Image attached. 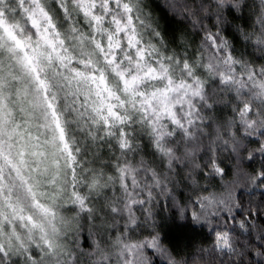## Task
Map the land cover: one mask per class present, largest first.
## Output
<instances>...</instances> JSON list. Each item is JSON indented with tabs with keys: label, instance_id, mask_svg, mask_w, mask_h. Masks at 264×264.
I'll list each match as a JSON object with an SVG mask.
<instances>
[{
	"label": "clouds",
	"instance_id": "1",
	"mask_svg": "<svg viewBox=\"0 0 264 264\" xmlns=\"http://www.w3.org/2000/svg\"><path fill=\"white\" fill-rule=\"evenodd\" d=\"M65 2L71 9L67 24L55 14L57 0H45L65 35L72 24L95 40L111 35V42H120L113 52L119 71L134 81L125 88L113 65L92 49L119 97L112 102L123 119L112 120L111 127L92 119L85 123L78 118L79 109L73 111L60 94L58 111L78 150L75 187L86 201L81 207L66 196L57 208L72 224L68 243L84 235L95 242L81 264L97 259L102 264H146L139 254L134 260L122 253L125 244L134 245L135 252L152 238L165 242L175 264H221L213 228L223 224V217L205 197L232 184L235 142L256 138L264 145V96L253 87L264 81V45L256 43L264 37V0H224L233 6V16L224 14L223 19L214 15L218 0H111L104 35L92 30L72 0ZM97 3L101 14L104 6ZM177 4L182 11L174 8ZM0 7L24 25L26 34L32 31L17 0H3ZM113 18L124 31H115ZM133 35L134 46L128 43ZM244 105L251 109V127L242 123ZM221 166L231 169L232 176L217 173ZM66 192H72L70 172ZM232 259L238 264V257ZM245 264H250L246 256Z\"/></svg>",
	"mask_w": 264,
	"mask_h": 264
},
{
	"label": "snow or ice",
	"instance_id": "2",
	"mask_svg": "<svg viewBox=\"0 0 264 264\" xmlns=\"http://www.w3.org/2000/svg\"><path fill=\"white\" fill-rule=\"evenodd\" d=\"M100 2L104 6L101 14L96 12L97 0H72V8L97 35H104L105 13L111 9V0ZM17 3L32 31L26 34L24 25L10 19L0 7V264H81L82 258L92 253L95 242L84 235L68 243L72 224L57 211L66 196L74 205L83 207L86 203L76 191L78 150L69 140L58 100L63 94L73 111L79 109L78 118L85 123L92 119L93 123L102 121L111 127L112 120L123 119L112 102L119 97L92 49L104 56L106 64L113 65L112 72L125 88H131L134 81L119 71L113 52L120 42H111V35L95 40L72 24L66 36L45 0H29L28 7L25 0ZM212 7L221 19L224 14L233 16V6L224 0ZM174 8L183 10L179 4ZM54 10L65 18V24L71 19L65 0H57ZM113 25L116 32L125 30L117 18H113ZM135 39L134 35L128 37L129 45ZM256 43L264 45V37H257ZM137 55L142 58L143 52ZM253 87L258 96H264V81H256ZM242 111L246 113L242 123L251 127L252 121L247 119L250 106L244 105ZM260 135L264 137V131ZM253 148L264 145L256 138L234 143L236 175L232 184L223 192L205 197L208 206L220 210L223 217V224L213 228L221 264H237L232 257L239 258L238 264H245V256L250 264H264V151L250 152ZM69 172L70 194L66 192ZM216 172L232 176V170L222 166ZM164 243L152 238L135 252L134 245L125 244L127 251L122 254L132 255L134 260L139 254L146 264H175ZM94 264L102 262L97 259Z\"/></svg>",
	"mask_w": 264,
	"mask_h": 264
}]
</instances>
